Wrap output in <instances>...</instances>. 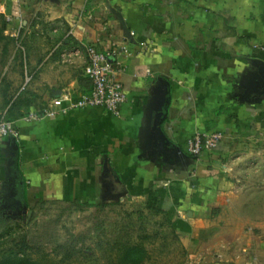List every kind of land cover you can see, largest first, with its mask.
<instances>
[{"label": "crops", "instance_id": "0c3cea01", "mask_svg": "<svg viewBox=\"0 0 264 264\" xmlns=\"http://www.w3.org/2000/svg\"><path fill=\"white\" fill-rule=\"evenodd\" d=\"M0 14L15 40L0 120L18 132L0 142V212L145 201L169 216L185 264H264V0H0ZM79 45L124 66L120 116L23 122L90 91L85 57L60 58ZM194 133L223 140L195 158Z\"/></svg>", "mask_w": 264, "mask_h": 264}, {"label": "rangeland", "instance_id": "374dc122", "mask_svg": "<svg viewBox=\"0 0 264 264\" xmlns=\"http://www.w3.org/2000/svg\"><path fill=\"white\" fill-rule=\"evenodd\" d=\"M21 47L26 50L25 43ZM11 53L12 43H0V70L7 68L5 60ZM23 53L16 51L19 56ZM0 214L10 219L9 233L0 237V251L11 248L42 264H113V253L125 245L147 250L143 264H185L187 260L173 223L145 201L99 206L18 204L9 214Z\"/></svg>", "mask_w": 264, "mask_h": 264}, {"label": "built area", "instance_id": "2783aa9c", "mask_svg": "<svg viewBox=\"0 0 264 264\" xmlns=\"http://www.w3.org/2000/svg\"><path fill=\"white\" fill-rule=\"evenodd\" d=\"M85 57V75L91 83L88 93L73 97L62 95L53 99L46 109L30 112L22 118L25 123L39 121L51 117L55 110L66 113L72 110L102 108L109 115L119 117L122 105L126 102V94L120 82L124 66L113 51H99L92 45L71 46L61 52L62 63H73ZM18 132L14 122L0 120V142L4 138L17 139ZM221 133H194L187 141V152L192 157H199L203 152H210L222 142Z\"/></svg>", "mask_w": 264, "mask_h": 264}, {"label": "trees", "instance_id": "16d2710c", "mask_svg": "<svg viewBox=\"0 0 264 264\" xmlns=\"http://www.w3.org/2000/svg\"><path fill=\"white\" fill-rule=\"evenodd\" d=\"M8 26H9V22H7L5 17L0 14V43H4L7 46L11 43H14L15 41L13 38L4 35V33L8 29ZM5 51L7 52V48L5 49ZM14 108L15 107L13 106L12 110ZM12 110L9 111L10 114L12 113ZM158 211L162 213L160 210ZM167 218L169 219L168 215ZM9 224H10V219L0 214V230H3V232L0 233V237L9 233V231H7L9 228ZM113 257L115 259L113 261L114 262L113 264H143L148 259V252L144 247L139 245H134V246L125 245L121 248L116 249L115 253H113ZM0 264H42V263L32 260L25 253L10 248V249H6V252L0 251Z\"/></svg>", "mask_w": 264, "mask_h": 264}]
</instances>
